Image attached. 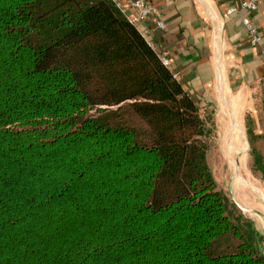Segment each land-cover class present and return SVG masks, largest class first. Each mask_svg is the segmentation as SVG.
<instances>
[{
  "label": "trees",
  "instance_id": "1",
  "mask_svg": "<svg viewBox=\"0 0 264 264\" xmlns=\"http://www.w3.org/2000/svg\"><path fill=\"white\" fill-rule=\"evenodd\" d=\"M207 135L117 0H0V264H264Z\"/></svg>",
  "mask_w": 264,
  "mask_h": 264
},
{
  "label": "crops",
  "instance_id": "2",
  "mask_svg": "<svg viewBox=\"0 0 264 264\" xmlns=\"http://www.w3.org/2000/svg\"><path fill=\"white\" fill-rule=\"evenodd\" d=\"M150 1L158 16L139 22L140 30L169 59L185 88L201 103V111L202 106L214 108L222 136L228 139L226 152H242L247 116L257 113L264 81V2L252 14L241 7L242 0ZM248 15L263 34L257 46L250 43L242 22ZM159 19L164 28L156 25ZM254 182L255 187L252 182L239 183L234 191L233 202L244 215L245 210H260L264 202ZM247 217L264 235L258 222Z\"/></svg>",
  "mask_w": 264,
  "mask_h": 264
},
{
  "label": "rangeland",
  "instance_id": "3",
  "mask_svg": "<svg viewBox=\"0 0 264 264\" xmlns=\"http://www.w3.org/2000/svg\"><path fill=\"white\" fill-rule=\"evenodd\" d=\"M259 104L261 102V88L258 95ZM259 105L257 107V113L254 115L256 123V133H262V138L257 141V146L264 155V127L259 122L258 117ZM201 113L206 120L208 135L205 140L209 143L208 150V162L218 187L227 196V204L233 210V200L236 199L234 191L237 190L239 183L249 185L252 182V186H257L260 189L256 191V194L262 195L264 199V177L261 172L255 171L252 166L251 157V144L249 142L248 134L242 139L244 149L240 153H227L225 144L228 139L222 136V123L217 120L216 112L214 108H204L202 106ZM249 176V177H248ZM246 178V179H245ZM248 181V182H247ZM255 183V184H254ZM260 210H245L247 216H250L258 222L260 228L264 231V202L259 204Z\"/></svg>",
  "mask_w": 264,
  "mask_h": 264
},
{
  "label": "built area",
  "instance_id": "4",
  "mask_svg": "<svg viewBox=\"0 0 264 264\" xmlns=\"http://www.w3.org/2000/svg\"><path fill=\"white\" fill-rule=\"evenodd\" d=\"M262 2H264V0H242L241 7L254 14L257 12ZM117 4L133 23L144 22L154 16H158V9L150 0H117ZM129 10L130 12L128 13ZM242 22L247 29L250 43L254 46L259 45L263 40V34L258 25L253 22L250 15L244 17ZM156 25L160 28L165 27V23L161 19L156 22ZM162 61L167 65L170 62L164 55H162Z\"/></svg>",
  "mask_w": 264,
  "mask_h": 264
}]
</instances>
